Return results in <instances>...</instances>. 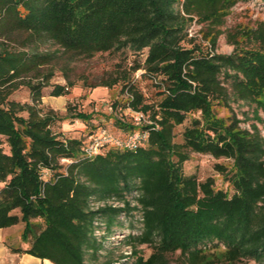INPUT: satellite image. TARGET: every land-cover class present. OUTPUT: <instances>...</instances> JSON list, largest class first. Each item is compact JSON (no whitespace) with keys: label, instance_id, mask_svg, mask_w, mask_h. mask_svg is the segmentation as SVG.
<instances>
[{"label":"trees","instance_id":"trees-1","mask_svg":"<svg viewBox=\"0 0 264 264\" xmlns=\"http://www.w3.org/2000/svg\"><path fill=\"white\" fill-rule=\"evenodd\" d=\"M240 1L0 0V18L9 17L21 30L48 35L86 56L125 45L147 48L146 70L162 75L154 101L137 84L128 89L126 107L143 113L146 121L116 118L117 131L107 129L119 137L139 129L148 132L147 139L134 147L107 143L88 154L90 141L61 138L53 130V122L61 119L56 113L42 117L35 105L6 104L5 85L33 60L26 53L0 50V180L6 182L0 188V228L24 222L21 237L28 244L10 245L13 252L54 264H89L86 250L99 243L94 236L98 214L130 210L128 195L137 193L134 208L142 211L143 227L131 238L152 245L153 251L148 257L134 254L132 264H170L168 255L177 251L183 264H210L209 252L222 247L228 263L249 258L264 264V137L257 126L253 131L242 128L240 119L218 117L214 111L227 96L220 78L225 72L235 90L264 112L263 25L248 34L261 42L236 45L230 54L182 44L187 22L197 19L208 23L204 37L215 48L227 15ZM176 5L182 10L177 12ZM27 85L39 100L44 83ZM67 91L58 84L52 94ZM23 110L29 116L20 114ZM194 112L200 116H190ZM72 115L84 121L93 116L83 111ZM185 123L182 141H176V128ZM2 137L9 154L3 151ZM189 151L233 158L232 173L220 168L234 192L216 188L213 177L200 180L185 173ZM60 158L72 160L65 171ZM45 169L51 171L46 178ZM92 196L115 198L124 206L94 210L89 206Z\"/></svg>","mask_w":264,"mask_h":264},{"label":"rangeland","instance_id":"rangeland-1","mask_svg":"<svg viewBox=\"0 0 264 264\" xmlns=\"http://www.w3.org/2000/svg\"><path fill=\"white\" fill-rule=\"evenodd\" d=\"M176 10L181 11L182 6L176 5ZM260 27L264 30V0H244L237 3L227 15L215 48L204 37L209 30L208 23L197 19L187 22L182 44L204 53L230 54L236 45L252 47L261 42V39L248 35ZM2 49L29 54L33 60L27 71L5 85L3 90L7 93L6 104L7 100H15L35 105L42 117L49 111L51 114L56 113L61 119L55 120L52 128L61 138H82L88 142L90 138L100 137L102 130L117 131L119 124L116 118L126 121L135 120V112L125 105L130 95L128 89L132 84H137L148 101H154L159 97V84L156 82L161 80L162 75L154 76L146 70L147 48L139 50L132 45H125L86 56L64 48L48 35L21 30L9 17H5L0 18V50ZM220 78L227 96L214 105L216 115L229 117V120L236 117L241 120L242 128L251 131L257 126L264 137L263 110L255 101L239 94L234 88L232 79L225 72ZM29 81L44 83L39 100H34L27 85ZM58 84L65 85L68 91L63 95H53L54 87ZM79 111L92 112L93 116L89 121L73 117L72 113ZM20 114L29 116L27 110L21 111ZM190 116H200V113L194 112ZM146 118L148 119L147 116ZM185 125L186 123L176 128V141H182ZM1 139L3 151L11 153L7 139L5 137ZM189 155L190 158L183 164L185 173H194L200 180L213 177L216 188L226 190L229 194L234 192L232 184L220 168L223 166L229 174L232 173L233 158L192 151H189ZM71 162L72 160L60 158V170L65 171ZM50 172L45 169L44 177H48ZM5 183L0 180V188ZM135 196L137 193L128 195L131 202L128 208L130 210L114 215L98 214L94 236L99 243L98 248L86 250L85 258L89 264L111 261L114 264H132L134 254H142L144 257L151 254L152 245L141 244L131 238V236H139L143 227L142 211L134 208L138 206ZM109 205L124 206V202L98 196H92L89 201L90 208L94 210ZM13 212L20 214L19 209ZM23 229L24 222L5 229V234L11 239L10 244L28 245L21 237ZM209 258L214 262L210 264H231L225 260L223 247L210 251ZM168 259L170 264H183L185 261L180 251L169 254ZM233 264H256V262L243 258Z\"/></svg>","mask_w":264,"mask_h":264},{"label":"built area","instance_id":"built-area-1","mask_svg":"<svg viewBox=\"0 0 264 264\" xmlns=\"http://www.w3.org/2000/svg\"><path fill=\"white\" fill-rule=\"evenodd\" d=\"M136 124H140L143 121H146V116L141 112H135L134 114ZM148 137V132L135 129L131 132H128L122 137L116 136L107 129L102 130L100 137L90 138L89 144L85 147V150L88 154H95L102 150L105 144H116L121 147H134L137 144L143 142Z\"/></svg>","mask_w":264,"mask_h":264},{"label":"crops","instance_id":"crops-1","mask_svg":"<svg viewBox=\"0 0 264 264\" xmlns=\"http://www.w3.org/2000/svg\"><path fill=\"white\" fill-rule=\"evenodd\" d=\"M5 228H0V264H54L48 259H41L28 253L13 252L10 245H13L10 237L5 234ZM14 246V245H13ZM28 245H23L25 248Z\"/></svg>","mask_w":264,"mask_h":264}]
</instances>
